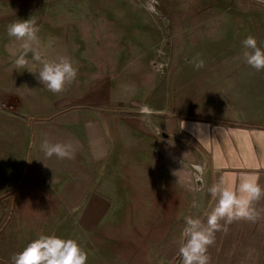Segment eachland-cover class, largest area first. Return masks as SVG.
Here are the masks:
<instances>
[{
  "label": "crops",
  "instance_id": "obj_1",
  "mask_svg": "<svg viewBox=\"0 0 264 264\" xmlns=\"http://www.w3.org/2000/svg\"><path fill=\"white\" fill-rule=\"evenodd\" d=\"M193 2L196 38L176 17L169 85H151L140 60L128 69L125 55L138 42L145 58L149 38H94L75 56L64 50L79 71L56 97L0 96V215L10 219L0 264L41 234L76 240L87 264H181L185 218L206 224L213 185L235 191L249 176L264 188V71L242 57L249 35L264 49V3ZM135 73L145 76L138 88L128 83ZM229 105L240 114L228 116ZM44 140L70 143L74 158H46ZM251 208L254 221H221L210 264H264V197Z\"/></svg>",
  "mask_w": 264,
  "mask_h": 264
},
{
  "label": "rangeland",
  "instance_id": "obj_2",
  "mask_svg": "<svg viewBox=\"0 0 264 264\" xmlns=\"http://www.w3.org/2000/svg\"><path fill=\"white\" fill-rule=\"evenodd\" d=\"M191 3L194 8L193 0H0V96L6 97L8 94L14 98H25L28 94L35 104H41L58 95L44 87L38 79V73L18 69L14 65V60L22 50L20 42L8 35L7 26L17 20L28 19L40 28L39 48L46 60L64 57V50L72 51V56H75L84 41H94V38H149L147 40L151 47L149 51L146 50L148 52H145V58L138 53L142 49L138 42L134 43V54L125 55L124 58L134 62L128 69L138 70L141 63V68H145L144 73L155 74L152 75L151 85L159 82H167L169 85L173 75L165 73L174 64L175 43L171 38H174L176 17L188 27L184 38H196L193 30L197 26H191L192 23H197L196 13L191 10ZM188 7L189 9L182 10ZM176 8L181 10L176 12ZM149 25L154 27L151 32L148 31ZM27 59L34 70L41 67L39 62L32 60L31 53H28ZM139 60L143 63H137ZM72 61L79 63L76 57ZM142 75H127L131 87L138 88L136 85ZM14 81L13 86H5ZM187 86L188 84H184L182 90L187 89ZM183 110L190 112L192 107H185ZM226 114L231 117L239 115L240 111L229 105ZM5 205L0 203V211ZM9 221L10 219L4 220L1 214L0 228L8 225ZM69 231L77 238L73 227ZM141 237L137 236V239ZM4 238V235H0V243Z\"/></svg>",
  "mask_w": 264,
  "mask_h": 264
},
{
  "label": "clouds",
  "instance_id": "obj_3",
  "mask_svg": "<svg viewBox=\"0 0 264 264\" xmlns=\"http://www.w3.org/2000/svg\"><path fill=\"white\" fill-rule=\"evenodd\" d=\"M264 3V0H260ZM8 35L20 42L21 53L14 60L16 68L27 69L38 73L39 81L53 93H60L67 84L73 82L78 74V66L67 57L55 60L44 59L40 51V28L34 21L17 20L7 26ZM242 57L256 71H264V49L258 46L257 39L249 35L242 41ZM28 53L32 60L39 62L41 67L34 70L27 59ZM196 69L204 67L202 59H194ZM41 151L46 158L56 156L58 159H73L74 151L70 143H52L44 140ZM217 198L215 207L207 216L206 224L200 219L185 218L182 231L183 242L179 248L181 264H210L207 254L208 247L214 243L215 233L222 230L221 221L231 224L234 220L247 219L254 221L258 213L251 208V202L264 197V188L256 177L241 178L238 190L213 185L209 189ZM13 264H87L88 253L74 239H63L55 235H39L22 251L12 257Z\"/></svg>",
  "mask_w": 264,
  "mask_h": 264
},
{
  "label": "trees",
  "instance_id": "obj_4",
  "mask_svg": "<svg viewBox=\"0 0 264 264\" xmlns=\"http://www.w3.org/2000/svg\"><path fill=\"white\" fill-rule=\"evenodd\" d=\"M180 257V256H179ZM179 259V258H178Z\"/></svg>",
  "mask_w": 264,
  "mask_h": 264
}]
</instances>
